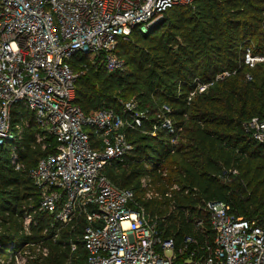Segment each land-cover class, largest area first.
Segmentation results:
<instances>
[{"label": "built area", "instance_id": "obj_1", "mask_svg": "<svg viewBox=\"0 0 264 264\" xmlns=\"http://www.w3.org/2000/svg\"><path fill=\"white\" fill-rule=\"evenodd\" d=\"M193 5L194 0H0V146L9 145L12 168L23 169L24 158L14 142L37 127L31 147L48 152L28 169L40 192L39 203L24 213L22 229L4 246L0 264H48L50 245L63 234L67 239L62 246L69 250L65 264H79L81 248L84 264H264V222L231 213L225 201H206L212 242L185 235L178 246L134 189L105 174L106 167L124 165L134 155L132 133L167 137L174 153L183 125L169 103L150 115L133 99L121 102L118 110L91 112L75 101L76 81L84 74L71 63L76 55H102L108 71H122L125 60L116 54L120 39H127L139 24L160 21L173 6ZM256 50L251 41L238 67L222 69L208 81L193 78L188 103L239 69L247 68L245 78L253 80L252 70L264 63V52ZM245 131L264 144V116L249 119ZM160 158L151 163L166 176L167 169L157 164ZM151 163L139 178L143 198H173L179 184L161 190ZM236 171L223 168L218 176L227 181Z\"/></svg>", "mask_w": 264, "mask_h": 264}, {"label": "trees", "instance_id": "obj_2", "mask_svg": "<svg viewBox=\"0 0 264 264\" xmlns=\"http://www.w3.org/2000/svg\"><path fill=\"white\" fill-rule=\"evenodd\" d=\"M143 26H135L127 39L119 40L116 54L125 60L122 71H108L102 55L73 58L75 70L85 69L76 81L75 101L91 112L118 110L121 102L132 98L150 115L158 105L169 103L183 132L174 153L167 137L132 133L134 155L124 165L116 162L106 167L105 174L116 184L134 189L140 203L152 217L157 216L164 234L174 237L178 246L185 235L200 243L212 242L214 231L203 209L206 201H225L231 213L263 223L264 144L249 138L245 123L264 116V63L252 70L251 81L245 78L247 68H242L190 103L187 94L193 78L208 81L222 69L238 67L242 51L251 41L256 51L264 52V0H194L193 6H173L160 21L145 25V30ZM36 130L14 142L24 158L25 167L19 171L11 166L10 146H0V253L18 237L24 213L39 203L40 192L29 179L28 169L48 152L31 147ZM157 155L161 157L157 164L167 169L166 176L151 163ZM150 163L161 190L172 182L179 184L173 198H143L139 178ZM223 168H236L239 176L227 182L218 176ZM198 220H203L201 226ZM64 239L66 234L58 243H51L48 264H65L69 250L62 246ZM78 254L77 263L84 264L85 250L81 248Z\"/></svg>", "mask_w": 264, "mask_h": 264}, {"label": "rangeland", "instance_id": "obj_3", "mask_svg": "<svg viewBox=\"0 0 264 264\" xmlns=\"http://www.w3.org/2000/svg\"><path fill=\"white\" fill-rule=\"evenodd\" d=\"M145 29H146V26L142 27V30H145ZM77 70L80 71V69H78V68H77ZM82 70H85V69H82ZM131 99H129V100H131ZM126 101H128V100H126ZM190 125H193L192 122L189 123V126ZM20 126H21V128H23V122L22 121L20 122ZM24 130H28V128L24 127ZM116 174L118 175L120 173H116ZM238 176H239V170H237L236 173H232L231 176L228 178L227 182L235 181V178L238 177Z\"/></svg>", "mask_w": 264, "mask_h": 264}]
</instances>
